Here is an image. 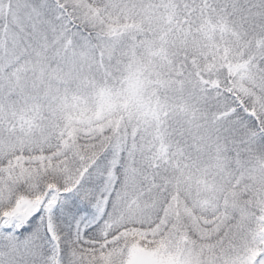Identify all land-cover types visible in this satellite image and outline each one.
<instances>
[{
    "label": "snow or ice",
    "instance_id": "6c2138e0",
    "mask_svg": "<svg viewBox=\"0 0 264 264\" xmlns=\"http://www.w3.org/2000/svg\"><path fill=\"white\" fill-rule=\"evenodd\" d=\"M0 264H264V0H0Z\"/></svg>",
    "mask_w": 264,
    "mask_h": 264
}]
</instances>
